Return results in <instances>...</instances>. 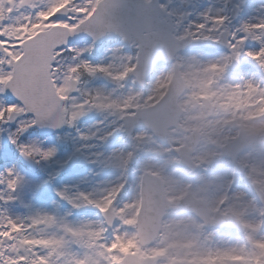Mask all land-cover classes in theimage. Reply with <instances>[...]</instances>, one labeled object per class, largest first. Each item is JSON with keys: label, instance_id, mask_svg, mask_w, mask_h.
Segmentation results:
<instances>
[{"label": "snow or ice", "instance_id": "6c2138e0", "mask_svg": "<svg viewBox=\"0 0 264 264\" xmlns=\"http://www.w3.org/2000/svg\"><path fill=\"white\" fill-rule=\"evenodd\" d=\"M244 10L225 0L192 20L171 0H0V125H15L20 155L52 161L56 148L24 134L91 111L114 126L81 139L128 137L102 160L115 182L58 193L97 219L11 214L27 181L15 165L0 171V264H264V2ZM101 41L112 58L94 63ZM192 42L224 51L187 56ZM100 78L112 87L89 86ZM217 164L228 174L209 175Z\"/></svg>", "mask_w": 264, "mask_h": 264}, {"label": "rangeland", "instance_id": "374dc122", "mask_svg": "<svg viewBox=\"0 0 264 264\" xmlns=\"http://www.w3.org/2000/svg\"><path fill=\"white\" fill-rule=\"evenodd\" d=\"M181 0H171L173 7L182 10L180 7ZM233 0H229V2ZM238 0L236 3H239ZM245 2V15L254 14L255 9L259 6L260 3L264 0H244ZM225 0H208L210 6L215 8H222L224 6ZM208 8V7H207ZM199 10V7H196L194 11ZM183 11V10H182ZM187 13H191L193 20H196L199 16V12L193 13V10H190ZM115 45L113 43H106L102 47H95L91 54L88 55V58L91 59L94 63L107 62L112 58L113 48ZM187 56H196L198 58L207 60L213 59L208 58L205 54H186ZM165 67V66H163ZM163 67L159 68L162 70ZM100 79H94L89 81L90 87H102L105 85ZM113 117L108 116L105 118L104 114H101L96 111L87 112L85 115L79 118V120L74 125H67L66 131L56 137L51 138H40L35 135L34 128L29 129L27 133L24 134L22 139L25 142L39 141L45 147H54L56 148V157L47 163H40V178L39 181H35L36 177H33V180H27L23 190L20 194V199L17 202L22 204L15 206V203L9 204V210L11 212L12 207H16L17 210L25 209V214H16L26 215L31 211H42L48 212L50 214H55L60 217H66L71 222H80L84 220L97 219L98 210L91 208L90 206H85L79 209L73 208L69 202L63 203L62 199L58 193L64 188L69 189L70 192H76L78 190L82 191H92L93 189H100L107 187L110 183L115 182L119 176V171L115 168H111L109 172H105V168L108 165L102 163L104 157L111 155L113 152L125 148L128 143V137L120 132L114 133L106 141L101 142L95 138L88 140L81 139V134H88L91 132H96L97 129H100L98 134H103V132L110 130L114 125L112 121ZM103 122V123H101ZM0 128L5 129V131L0 132V150L1 147H5L4 157L0 165V171H3L5 167H11L17 165L15 155L18 151L12 146L8 140V132L14 131L15 125L3 124L0 125ZM102 153V157H97V154ZM73 155H77L80 158V169L74 176L62 178L61 168L64 164L71 158ZM146 158L145 154H141L138 160L133 161L129 167L127 173L128 184L129 186L133 185L138 176V167L139 163ZM93 161H96L93 163ZM209 175L217 174H228L227 167L217 164L214 165L208 172ZM91 176V180L90 177ZM80 177V178H79ZM38 184V185H37ZM46 187L47 190L52 193L48 198L47 202H44L40 195H36L34 199V194L29 195V190L36 189L37 191L43 190ZM246 182L238 181L237 187H246ZM39 189V190H38ZM35 190V191H36ZM131 195V192L126 193V198ZM55 200L59 205H55ZM63 200V201H62ZM30 206V207H27ZM90 211L86 212L87 209ZM13 214V213H12Z\"/></svg>", "mask_w": 264, "mask_h": 264}, {"label": "water", "instance_id": "95a60500", "mask_svg": "<svg viewBox=\"0 0 264 264\" xmlns=\"http://www.w3.org/2000/svg\"><path fill=\"white\" fill-rule=\"evenodd\" d=\"M102 42V41H101ZM101 42H98L97 44H100ZM13 99H15L14 97H13ZM40 127V126H39ZM41 129H42V131H44V132H48V133H52L53 131H58V130H60L61 129V127H59V128H50V127H40Z\"/></svg>", "mask_w": 264, "mask_h": 264}]
</instances>
